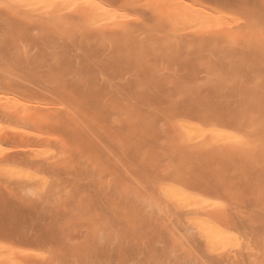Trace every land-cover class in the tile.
Segmentation results:
<instances>
[{"label":"rangeland","instance_id":"1","mask_svg":"<svg viewBox=\"0 0 264 264\" xmlns=\"http://www.w3.org/2000/svg\"><path fill=\"white\" fill-rule=\"evenodd\" d=\"M0 83V264H264V0H0Z\"/></svg>","mask_w":264,"mask_h":264},{"label":"bare ground","instance_id":"2","mask_svg":"<svg viewBox=\"0 0 264 264\" xmlns=\"http://www.w3.org/2000/svg\"><path fill=\"white\" fill-rule=\"evenodd\" d=\"M31 80H32V79H31ZM27 84H28V83H27ZM0 85H1V83H0ZM33 85H34V84H33ZM33 85H31V86L34 87ZM2 86H3V85H2ZM2 86H1V87H2ZM29 86H30V85H29ZM35 89H36V88H35ZM37 89H38V88H37ZM7 90H8V89H7ZM38 91H39V90H38ZM40 91H41V90H40ZM32 95H33V94H32ZM147 110H148V109H147ZM150 110H151V109H150ZM148 114H149V113H148ZM182 121H183V120H182ZM180 123L183 124L184 122L182 123V122L180 121ZM188 123H189V121H188V122H185V123H184V126L186 127L185 124H188ZM189 124H190V128H189V126H187L186 128L183 126V127L185 128V130L188 129L187 132L189 131V129H190V131H193L192 129H194V128L192 127V125L194 126L195 123L193 124V123L190 122ZM191 127H192V129H191ZM194 127H196V124H195ZM197 129H199V128L196 127V130H197ZM196 130H194L192 133H191V132H190V133L193 134L194 132H195V133H198V132L200 131L199 135L202 136V133H203V132H206L208 129L205 130V131H203V129H200L199 131H196ZM202 131H203V132H202ZM216 131H217V130H216ZM216 131H215L214 133H217L218 136H219V138H221V136H222L224 133H226V131L223 132L222 130L217 131V132H216ZM221 131H222L223 133H219V132H221ZM212 132H213V131H212ZM195 133H194V134H195ZM214 133H213V134H214ZM187 134H189V133H187ZM220 134H221V135H220ZM228 134H229V133H228ZM189 135H190V134H189ZM226 135H227V134H226ZM190 136H191V135H190ZM229 136H230V135H229ZM229 136H226V137H225V135H224V136H222V138H223V137L227 138V137H229ZM222 138H221V139H222ZM230 138H231V139L235 138V135H234L233 137L230 136L228 139H230ZM9 139H10V137H9ZM14 139H15V137H14ZM188 139H189V141H190L191 139L193 140L192 137H191V139H190V138H188ZM199 140H200V139H199ZM223 140H224V139H223ZM226 140H227V139H226ZM207 144H208V143H207ZM197 145H198V144H197ZM29 236H30V235H29ZM47 238H48V237H47ZM25 240H26V239H25ZM101 247H102V246H101ZM112 247H113V246H112ZM110 248H111V247H110ZM110 248H109V249H110ZM96 253H97V252H96ZM96 253H95V254H96ZM132 254H133V253H132ZM134 254H135V253H134ZM92 255H93V254H92ZM133 256H134V255H133ZM83 257H84V256H83ZM110 257H111V256H110ZM56 258H57V257H56ZM62 258H63V257H62ZM85 258H86V257H85ZM111 258H112V257H111ZM111 258H108V259H111ZM63 259H64V258H63ZM77 259H78V258H77ZM86 259H88V257H87ZM139 259H140V258H139ZM151 259H152V258H151ZM51 260H53V259H51ZM55 260L57 261V259H55ZM60 260H62V259H60ZM69 260H70V259H69ZM69 260H68V262H67L66 264H68V263L71 264V262H73V261H71V260H70L71 262H69ZM136 260H137V259H136ZM66 261H67V260H66ZM82 261H83V260H82ZM108 261H109V260H108ZM134 261H135V260H134ZM152 261H153V259H152ZM221 261H222V260H221ZM58 262H59V260H58ZM105 262H106V260L104 261V263H105ZM44 263H45V262H44ZM47 263H48V262H47ZM47 263H46V264H47ZM64 263H65V262H64ZM84 263H85V262H84ZM86 263H87V262H86ZM86 263H85V264H86ZM90 263H91V262H90ZM111 263H112V262H111ZM129 263H130V262H129ZM152 263H153V262H152ZM154 263H155V261H154ZM52 264H53V263H52ZM72 264H73V263H72ZM79 264H80V263H79ZM82 264H83V263H82ZM87 264H88V263H87ZM99 264H101V262H99ZM105 264H106V263H105ZM130 264H131V263H130ZM132 264H133V262H132Z\"/></svg>","mask_w":264,"mask_h":264}]
</instances>
